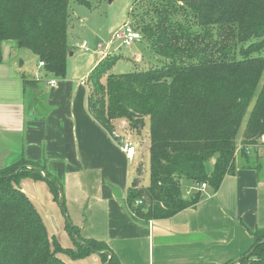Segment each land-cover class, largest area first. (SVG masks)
I'll return each mask as SVG.
<instances>
[{"label": "trees", "instance_id": "16d2710c", "mask_svg": "<svg viewBox=\"0 0 264 264\" xmlns=\"http://www.w3.org/2000/svg\"><path fill=\"white\" fill-rule=\"evenodd\" d=\"M68 2L0 0V62L1 44L10 41L35 55L47 74L63 78L71 53ZM128 24L159 66L115 75L111 68L120 57L100 60L86 78L87 110L111 137L117 121L135 137L148 122L149 185H139L140 164L126 204L136 221L166 220L200 202L201 184L218 190L234 173L237 152L244 156L262 145L264 0H135ZM26 178L45 182L66 213L60 184L43 166L21 160L1 169L0 264H66L58 254L79 260L92 253L103 264H119L104 242L81 238L69 221L65 230L75 249L49 238L16 188ZM250 235V250L227 264H264V228Z\"/></svg>", "mask_w": 264, "mask_h": 264}, {"label": "crops", "instance_id": "0c3cea01", "mask_svg": "<svg viewBox=\"0 0 264 264\" xmlns=\"http://www.w3.org/2000/svg\"><path fill=\"white\" fill-rule=\"evenodd\" d=\"M127 20L110 23V32ZM68 37L67 29L73 51ZM83 42L74 44L77 51L68 57L63 78L33 63L26 66L25 60L18 66L16 54L7 50L13 42L1 44L0 170L23 160L43 166L59 182L66 213L45 182L26 178L16 188L39 213L49 238L63 249H75L65 230L69 221L81 238L104 242L119 264L237 262L254 243L250 232L264 228V142L246 149L244 156L237 152L234 173L216 191L201 189L195 207L166 220L136 221L126 196L137 152L129 160L87 110L86 78L103 53L113 49L96 37L91 47L86 42L85 51ZM134 60L142 57L135 55ZM50 80L55 86L48 85ZM115 131L133 135L123 121L115 123ZM58 257L66 264H103L98 253L79 260Z\"/></svg>", "mask_w": 264, "mask_h": 264}, {"label": "rangeland", "instance_id": "374dc122", "mask_svg": "<svg viewBox=\"0 0 264 264\" xmlns=\"http://www.w3.org/2000/svg\"><path fill=\"white\" fill-rule=\"evenodd\" d=\"M89 7H86L82 4L75 3L73 0L68 2V12H69V21H68V32H69V46L73 49L71 52H74L77 49L74 47V44L81 43L86 41L89 46L93 44L96 37L100 38L104 43L110 42L114 35V31H118L116 27H113L110 32V23L116 22H125L129 18L130 10L135 0H113L111 3L108 0H85ZM139 14H142V11H139ZM128 23V20L127 22ZM133 30L136 29L131 27ZM138 32V30H134ZM140 34V33H139ZM4 52H6V45L2 46ZM111 53L103 55V60L105 57L114 55L115 57H121L116 63L113 64L111 68V73L115 75L125 74L129 72H139L145 71L151 67L159 66L158 58L152 56L148 51L146 44L143 40L134 42L130 47H121L117 46V43L112 47ZM7 50L11 52V55L15 53L17 57L18 66L25 60L26 66H38V59L33 55L29 50L24 48H18L13 46ZM105 53V52H104ZM139 55L142 57L140 62L134 60V56ZM69 57V55H68ZM262 57H264V48L262 51ZM35 60V61H34ZM105 77L100 80L101 83H104ZM245 123V122H244ZM244 125H242L239 136ZM124 129L121 130V134ZM128 134V131H126ZM129 137V136H128ZM132 137V138H131ZM129 138H135V141L139 142L137 147V158H135L133 164V175L136 177V168L141 164L142 165V175L140 177V186L147 187L149 185V168H150V152H149V143H150V133H149V124L145 123L144 128L141 130V135L139 137H134L131 135Z\"/></svg>", "mask_w": 264, "mask_h": 264}, {"label": "built area", "instance_id": "2783aa9c", "mask_svg": "<svg viewBox=\"0 0 264 264\" xmlns=\"http://www.w3.org/2000/svg\"><path fill=\"white\" fill-rule=\"evenodd\" d=\"M141 35L138 32H135L131 26L127 23L124 24L118 31L114 32V35L112 37V40L108 43V47H114V44L117 43V46L119 48L121 47H129L132 43L136 41H140ZM81 49L88 51V48L86 47V42H83L81 44ZM105 53H103L104 55ZM40 67H43V63L38 64ZM56 82L55 80H50L48 82L49 86H55ZM112 138L118 142L119 149L122 153L125 154V156L131 160L137 151V145L129 138L122 136L119 132L114 131ZM264 142V138L261 140ZM206 187L205 184H201L199 189H204Z\"/></svg>", "mask_w": 264, "mask_h": 264}, {"label": "water", "instance_id": "95a60500", "mask_svg": "<svg viewBox=\"0 0 264 264\" xmlns=\"http://www.w3.org/2000/svg\"><path fill=\"white\" fill-rule=\"evenodd\" d=\"M113 0H108V2L109 3H111ZM69 56H72V54L71 53H69ZM59 202H61V200H59ZM105 254H107L108 255V252H106ZM107 264V263H106Z\"/></svg>", "mask_w": 264, "mask_h": 264}]
</instances>
